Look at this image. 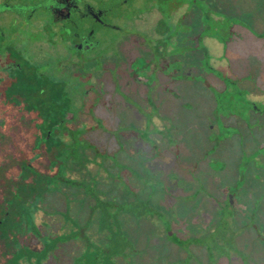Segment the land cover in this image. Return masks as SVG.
Masks as SVG:
<instances>
[{"label": "rangeland", "instance_id": "1", "mask_svg": "<svg viewBox=\"0 0 264 264\" xmlns=\"http://www.w3.org/2000/svg\"><path fill=\"white\" fill-rule=\"evenodd\" d=\"M226 1L236 4L232 8L241 20L260 24L264 17L260 0ZM234 31L241 41L231 44L227 61L211 60L210 65H218L232 80L247 74L238 84L249 101L260 102L264 38L260 42L253 33ZM206 45L214 53L220 50L213 42ZM40 53L33 49L26 57H35L43 70L53 72L55 65H48ZM64 65L73 68L71 59ZM101 67L99 79L91 81L98 102L94 95L84 101L79 84H69L75 118L68 126L90 128L82 137L101 154L86 150L84 168L91 175L109 169L110 176L99 175L97 187L103 206L123 209L117 212V230L128 244V264H264V148L257 159L250 155L263 146L264 119L259 118L258 130L237 117L225 119V129L211 127L216 118L211 87L223 85L205 70L196 71L204 72L203 80L185 78L168 84L171 93L151 92V104L138 93L129 104L114 92L110 53ZM233 128L236 134L222 141L210 138ZM113 160L124 168L112 167ZM113 247L117 251L123 244L117 241ZM71 249L68 245L57 253L59 263L69 264Z\"/></svg>", "mask_w": 264, "mask_h": 264}, {"label": "flooded vegetation", "instance_id": "2", "mask_svg": "<svg viewBox=\"0 0 264 264\" xmlns=\"http://www.w3.org/2000/svg\"><path fill=\"white\" fill-rule=\"evenodd\" d=\"M260 4L264 11V0ZM232 5L236 4L226 0H0V77H13L30 64L38 74L60 80L64 92L77 82L84 101L94 95L98 102L91 81L99 79L103 56L110 53L114 92L130 104L135 93L149 103L151 92L171 93L168 84L185 78L203 80L204 72L196 71L205 70L223 85L211 87L216 99L211 127L218 124L225 129V119L240 118L258 130L259 118L264 119V98L249 101L238 84L249 76L232 80L218 65H210L211 60L227 61L231 44L241 41L235 29L253 33L260 42L264 38V17L260 24L241 20ZM206 42L220 50L214 53ZM33 49L45 56L48 65H55L53 72L43 70L35 57H26ZM70 59L72 70L64 67ZM232 130L210 138L222 141L236 134ZM263 148L264 143L250 155L257 159Z\"/></svg>", "mask_w": 264, "mask_h": 264}, {"label": "trees", "instance_id": "3", "mask_svg": "<svg viewBox=\"0 0 264 264\" xmlns=\"http://www.w3.org/2000/svg\"><path fill=\"white\" fill-rule=\"evenodd\" d=\"M74 118L62 82L33 65L0 77V264H61L57 253L68 245L69 264H128L117 230L123 209L103 206L97 187L109 169L84 168L86 150L101 154L82 137L90 128L68 126Z\"/></svg>", "mask_w": 264, "mask_h": 264}]
</instances>
